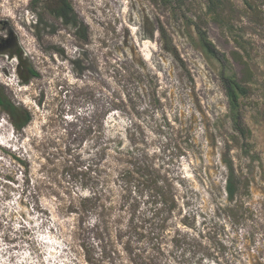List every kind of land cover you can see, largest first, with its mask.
<instances>
[{
  "label": "rangeland",
  "instance_id": "obj_1",
  "mask_svg": "<svg viewBox=\"0 0 264 264\" xmlns=\"http://www.w3.org/2000/svg\"><path fill=\"white\" fill-rule=\"evenodd\" d=\"M68 1L87 43L53 15L56 0H0V85L33 116L17 131L0 113V264H264V24L246 32L247 67L209 0ZM225 5L232 22L245 15L242 0ZM143 63L152 88L136 80ZM31 65L40 76L25 84ZM223 72L250 80L245 136ZM112 136L134 155L98 156ZM229 162L243 182L233 204ZM140 166L175 195L165 231ZM103 187L113 209L96 227L81 198Z\"/></svg>",
  "mask_w": 264,
  "mask_h": 264
},
{
  "label": "trees",
  "instance_id": "obj_2",
  "mask_svg": "<svg viewBox=\"0 0 264 264\" xmlns=\"http://www.w3.org/2000/svg\"><path fill=\"white\" fill-rule=\"evenodd\" d=\"M229 0H209L207 4V13L212 15L214 21L224 27L225 29H231L232 33L236 35L234 39H236L238 49L232 53L234 60L238 63H243L244 66L249 67L251 62H253V55L250 53L248 45L250 44V40L248 39V34L246 32L248 29H251V25L257 24L260 21V25L264 23L258 17H264V12L262 8V2L259 4L260 0H242L243 2V13L242 16L238 17L237 22H232L230 19L227 18L226 15V3ZM56 8L53 11V15L60 19L64 26L71 27L74 30V36L82 42L87 43L88 41V28L84 25V23L79 19V16L74 12L73 6L68 0H56ZM240 11V10H239ZM240 13V12H239ZM229 16V15H228ZM255 19H258L256 22ZM229 20V21H228ZM259 25V23L257 24ZM198 32L200 34V41L203 46L204 51L211 56L216 57V50L214 45L208 40V38L204 35L202 30L199 28ZM19 57L22 58L21 55ZM220 61L223 66L225 63L230 65V61L225 54L220 58ZM148 68L146 64L143 63L138 66V74L136 76V80L138 83H144V81H149L151 73H145ZM28 75L27 77H23L24 83L29 84L32 78L39 77V73L32 67V65L27 69ZM152 82L149 81V88L151 87ZM222 83L225 89V94L228 98V105H229V114L232 121L235 123L237 130L240 132L242 136L246 135V130L241 126V118H242V101L248 97L249 94V86L250 80L238 79L237 75H229L225 72L222 74ZM0 113L6 114L12 126L17 131H22L28 127L31 123L33 116L31 112L23 106H18L14 103L11 99L8 98L6 95L3 87L0 85ZM94 126L90 125L84 131V135L90 136L94 134ZM122 148L121 141L115 139V137H109L108 141L105 142L104 147L101 149V152L98 156H103L104 158L110 157L113 155V158L121 162L124 158V155L127 154L129 156H133V152H127ZM94 165H97L94 163ZM228 174L225 183V192L227 194L229 202H236L237 194L241 190V185L243 184L239 175L236 174L233 164L231 162L227 165ZM140 171L143 174L144 180L141 182L139 187L142 188V191H147L149 193V197L153 202L158 206L157 213L159 214H166L163 215L161 229L163 231L166 230V225L169 221L170 215L177 209V202L175 195H173L170 186L168 189L161 186L159 183L158 178H154V172L151 171L148 167H139ZM106 189L104 187L102 190L95 191L91 189L90 196H87L82 199L81 209H83L84 213L89 214L90 212H96L98 216V222H104V217L108 216L110 212H112L113 206L112 204H108L107 193L105 192ZM112 217V214L110 215ZM109 227L115 226V223L111 224V221H108ZM128 228H116L118 231L117 236L118 238H122L126 233H129V226ZM129 250V249H128ZM91 261V260H90ZM91 263V262H90ZM147 262L144 261L146 264ZM93 264V263H91Z\"/></svg>",
  "mask_w": 264,
  "mask_h": 264
}]
</instances>
